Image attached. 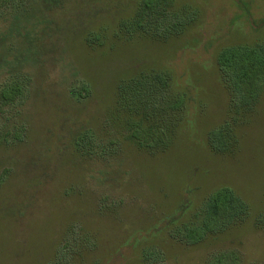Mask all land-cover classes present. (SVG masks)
<instances>
[{"label":"rangeland","instance_id":"374dc122","mask_svg":"<svg viewBox=\"0 0 264 264\" xmlns=\"http://www.w3.org/2000/svg\"><path fill=\"white\" fill-rule=\"evenodd\" d=\"M142 1L63 0L48 12L23 62L34 78L24 140L0 139V264H264V86L236 106L217 60L225 47L264 45V0H158L160 23L141 30ZM23 40L7 33L0 83ZM143 74H165L167 101L184 94L183 105L122 106V86ZM131 121L148 145L126 137ZM88 131L96 144L79 147ZM224 186L242 212L184 241L179 230L202 226Z\"/></svg>","mask_w":264,"mask_h":264},{"label":"trees","instance_id":"16d2710c","mask_svg":"<svg viewBox=\"0 0 264 264\" xmlns=\"http://www.w3.org/2000/svg\"><path fill=\"white\" fill-rule=\"evenodd\" d=\"M157 1L143 0L133 25L136 23L137 28L144 30L146 26L159 22L153 14ZM62 3L63 0H0V20L10 19L7 33L16 37L21 36L24 39L23 46L17 48L16 54L13 52L16 64L13 63L12 69L0 83V139L7 143L23 141L27 130L20 116L32 96L34 78L29 71L24 69L23 62L34 57L36 44L43 39L42 32L50 26L48 12L60 7ZM24 17L27 18V22L23 19ZM22 22L25 24L21 25ZM168 26L167 24L165 28L168 29ZM7 33L0 38V49H2L0 62L5 60L6 63H12L4 57V53H10L13 45L10 47L6 44L7 51L3 53ZM217 60L224 80L233 93L235 105L247 106L256 101L261 87L264 86V45L225 47L219 52ZM169 86V80L165 74H143L127 86H122L121 104L126 108H141L145 115L148 113L147 110L154 112L159 106L164 112L178 109L185 102V95L181 94L173 101H167L166 89L168 90ZM83 90H87L86 85H82L79 90L73 86L71 93L80 97L84 94ZM128 125L126 137L129 140L139 146L150 143V134L142 129L139 122L131 121ZM225 133L226 129H217L211 135L217 140H222ZM75 143L79 147H90L96 144V139L88 131ZM243 207V203L231 187H221L205 202L204 224L185 226L179 230V234L187 243L195 244L222 218L236 217L242 212ZM155 254V250H150L147 256Z\"/></svg>","mask_w":264,"mask_h":264}]
</instances>
